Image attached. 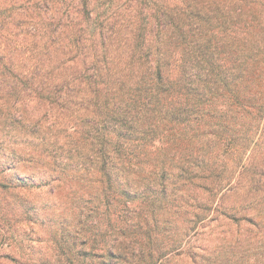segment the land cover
I'll list each match as a JSON object with an SVG mask.
<instances>
[{"label":"trees","instance_id":"16d2710c","mask_svg":"<svg viewBox=\"0 0 264 264\" xmlns=\"http://www.w3.org/2000/svg\"><path fill=\"white\" fill-rule=\"evenodd\" d=\"M17 4L0 5V124H23L28 105L63 120L84 111L75 132L118 212L169 222L195 189L198 222L263 214L264 158L241 176L215 158L248 152L238 124L253 111L260 150L264 141V0ZM108 253L111 263L101 254L77 264L159 263L124 244Z\"/></svg>","mask_w":264,"mask_h":264},{"label":"rangeland","instance_id":"374dc122","mask_svg":"<svg viewBox=\"0 0 264 264\" xmlns=\"http://www.w3.org/2000/svg\"><path fill=\"white\" fill-rule=\"evenodd\" d=\"M7 3L19 6L20 0H0ZM55 112L45 116L28 105L23 124H0V177L10 187L0 188V264H77L101 254L111 263L108 250L117 244L152 253L157 264H264V211L261 216L206 212L207 219L198 222L195 199L202 197L191 189L182 193L184 208L167 212L169 222L161 215L155 223L141 212H118L114 190L85 159L82 127L75 132V124L82 123L77 117L85 112L70 120ZM251 115L238 124L240 142L251 146L248 152L221 151L215 158H225L239 176L251 159L264 158V141L261 150L256 146L257 114ZM207 141L201 139L203 145Z\"/></svg>","mask_w":264,"mask_h":264}]
</instances>
